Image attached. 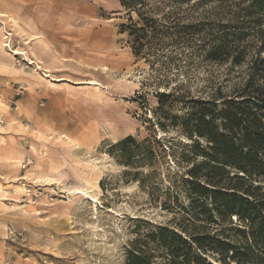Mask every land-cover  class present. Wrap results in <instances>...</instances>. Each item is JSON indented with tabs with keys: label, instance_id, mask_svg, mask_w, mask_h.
<instances>
[{
	"label": "rangeland",
	"instance_id": "rangeland-1",
	"mask_svg": "<svg viewBox=\"0 0 264 264\" xmlns=\"http://www.w3.org/2000/svg\"><path fill=\"white\" fill-rule=\"evenodd\" d=\"M251 4L175 8L183 22L205 18L206 26L191 28L193 44L176 48L179 65L159 75L135 55L120 0H0V264H126L154 226L195 228L186 180L204 182L188 174L203 157L166 117L184 114L181 101L165 96L159 108L158 95L181 83L177 94L194 98L221 91L223 108L256 96L260 35L235 30L247 8L259 15ZM221 32L230 54L209 60ZM128 135L135 141L116 146ZM229 226L196 229L232 235Z\"/></svg>",
	"mask_w": 264,
	"mask_h": 264
},
{
	"label": "trees",
	"instance_id": "trees-1",
	"mask_svg": "<svg viewBox=\"0 0 264 264\" xmlns=\"http://www.w3.org/2000/svg\"><path fill=\"white\" fill-rule=\"evenodd\" d=\"M203 1L120 0L129 19V24L123 27L128 31L135 55L144 57L159 75L172 65H179L181 58L175 54L176 48L181 44L192 45L186 35L194 37L191 28L201 31L206 21L197 18L193 22H183L185 16L175 8L184 3L198 5ZM251 1V7L259 15L252 16L253 11L247 8L249 19L237 21L242 26H235V30L259 34L262 50L264 0ZM229 25L219 23L217 28L228 30ZM223 32L212 36L218 41L205 51L207 59L222 61L229 56L231 46ZM258 62L264 63V58H257L254 67H258ZM157 83L169 81L158 78ZM182 86L178 83L169 92H160L159 108H163L165 96H174L181 101L184 114H167L166 117L193 140L190 146L194 157H203L191 166L188 174L191 177L201 174L204 182L194 183L192 178L186 180L190 189L193 187L191 194L195 195L189 206H192L190 211L193 209L189 216L195 228L186 230L183 227V234L173 227L154 226L149 233L135 240L126 264H216L210 255L221 264H264V84L258 88L256 96L226 100L224 108L219 105L221 91L213 92L211 98H194L187 92L177 94ZM175 102H171L172 106ZM165 124L161 122V126ZM195 136L203 139L205 144ZM134 141V137L128 135L116 146H126ZM231 169L236 171L231 172ZM233 215L242 226L232 225ZM218 220L228 222L222 225ZM207 224H216L217 228L230 225L234 234L196 229L206 228Z\"/></svg>",
	"mask_w": 264,
	"mask_h": 264
},
{
	"label": "bare ground",
	"instance_id": "bare-ground-1",
	"mask_svg": "<svg viewBox=\"0 0 264 264\" xmlns=\"http://www.w3.org/2000/svg\"><path fill=\"white\" fill-rule=\"evenodd\" d=\"M48 77V75H46ZM99 181V180H98ZM99 187V186H98Z\"/></svg>",
	"mask_w": 264,
	"mask_h": 264
}]
</instances>
